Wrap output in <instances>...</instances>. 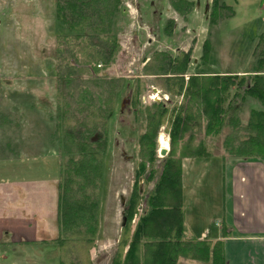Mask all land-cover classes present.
Wrapping results in <instances>:
<instances>
[{
  "label": "trees",
  "instance_id": "16d2710c",
  "mask_svg": "<svg viewBox=\"0 0 264 264\" xmlns=\"http://www.w3.org/2000/svg\"><path fill=\"white\" fill-rule=\"evenodd\" d=\"M227 1L211 0L209 22L216 16L226 19L233 15V6ZM169 3L181 16L194 5L193 0ZM120 9L121 0H55L54 4L58 24L53 131L59 153L57 236L41 242L53 246L49 255L56 257L58 264H92L89 251L97 231L107 123L124 86L121 78L100 74V68L110 66L119 52L115 21ZM171 27L170 19L167 34H171ZM209 51L206 39L192 73H188L191 49L176 55L152 52L143 72L170 96L166 102L143 105L139 96L145 90L146 78L139 77L133 85L129 104L139 129H143L138 135L140 161L109 264H178L179 258L225 264L222 240L198 238L186 231L181 162L209 155L204 146L207 137L219 138L232 158L264 155V75H209L203 68L209 63ZM253 57V68L260 69L257 63L264 58V32ZM174 96H181V101L173 103ZM246 96L262 107L250 110L243 122L238 109ZM160 127L169 136V152L155 168ZM149 183L152 187L146 190ZM139 204L140 212L132 225ZM221 234L227 236L226 227Z\"/></svg>",
  "mask_w": 264,
  "mask_h": 264
},
{
  "label": "rangeland",
  "instance_id": "374dc122",
  "mask_svg": "<svg viewBox=\"0 0 264 264\" xmlns=\"http://www.w3.org/2000/svg\"><path fill=\"white\" fill-rule=\"evenodd\" d=\"M169 1L121 0V9L115 21L120 49L110 66L100 68V74L121 78L124 86L107 123V144L102 155L98 192L97 231L89 251L92 264L110 263L120 236L124 203L133 189L140 161L138 135L143 129H139L129 104L133 85L139 77L146 78L145 90L139 96L143 105L166 102L170 97L153 83L152 76L144 75L143 68L152 52L168 51L176 55L179 51L191 49L188 73H192L202 53L203 42L208 39L209 63L203 67L204 71L227 70L235 64L233 56L239 53L237 50L249 48L264 32V24H258V21L239 29L234 28L236 24H224L225 21L212 24L208 20L209 23H205L203 14L211 0H193L194 4L195 1L199 4L198 22L186 24L192 18V15H187L193 8L187 15L181 16L174 12ZM227 2L234 8L235 1ZM248 2H252L257 9L260 5L259 0ZM54 4L55 0H0V102L2 107L8 108L15 100H20L24 106L28 100L43 102L44 106L40 105L43 108L36 109L34 114L43 119L48 117L51 136L56 104L54 56L57 46L55 33L58 30ZM260 13L263 15L264 10ZM170 19L171 34H167L165 28ZM156 93L160 99L151 97ZM180 101L181 96L173 97V103ZM255 103L258 104L257 101ZM8 112L7 117L10 118L13 112L10 109ZM24 115L27 116L26 110ZM160 132L168 139L169 152V136L164 127H160L156 135L155 168L160 166L163 158L159 155ZM51 141L59 156L55 138ZM204 146L209 155L186 158L181 162L184 224L186 231L194 237L211 239L221 227L219 222L224 197V183L221 181L226 177L228 162L222 166L220 157L212 156L219 150V138H204ZM176 149H179L178 145ZM233 159L230 157L228 160ZM144 187L150 189L152 183ZM140 207L141 204L133 216L132 225ZM52 248L46 243L29 246L20 243L0 248V264H58L57 258L49 255ZM178 264L207 263L179 258Z\"/></svg>",
  "mask_w": 264,
  "mask_h": 264
},
{
  "label": "crops",
  "instance_id": "0c3cea01",
  "mask_svg": "<svg viewBox=\"0 0 264 264\" xmlns=\"http://www.w3.org/2000/svg\"><path fill=\"white\" fill-rule=\"evenodd\" d=\"M235 2L231 17L216 16L211 23L230 22L236 24L235 29L256 21L264 24V14L260 13L264 10V0H259L258 9L248 0ZM198 11L199 4L195 1L191 14L187 15L192 18L186 24L198 22ZM208 12L209 7L203 14L207 24ZM257 43L258 39L253 41L250 49L237 50L239 53L233 56L235 66L205 72L239 77L264 75V58L257 63L260 69L253 68ZM251 99L254 98L246 96L240 101L238 111L243 122L250 110L262 107L256 99L258 104ZM40 105L44 106V103L28 100L24 106L20 100H15L8 108L2 107L0 102V248L20 243L40 245L43 244L41 241L57 236L59 156L52 147L54 132L51 136L48 117H35V110L43 108ZM9 109L13 112L10 118L7 117ZM218 149L212 156L220 157L222 166L228 162V168L224 181H221L224 183L221 184L224 192L221 227L211 239L223 241L225 264H264V155L228 160L230 156L226 155L221 144ZM224 227L227 236L222 237Z\"/></svg>",
  "mask_w": 264,
  "mask_h": 264
},
{
  "label": "bare ground",
  "instance_id": "6f19581e",
  "mask_svg": "<svg viewBox=\"0 0 264 264\" xmlns=\"http://www.w3.org/2000/svg\"><path fill=\"white\" fill-rule=\"evenodd\" d=\"M155 97H156V95H155ZM158 144L160 147L168 148V139L161 132L158 135Z\"/></svg>",
  "mask_w": 264,
  "mask_h": 264
},
{
  "label": "water",
  "instance_id": "95a60500",
  "mask_svg": "<svg viewBox=\"0 0 264 264\" xmlns=\"http://www.w3.org/2000/svg\"><path fill=\"white\" fill-rule=\"evenodd\" d=\"M168 152V148H165V147H159V155L161 157H164Z\"/></svg>",
  "mask_w": 264,
  "mask_h": 264
},
{
  "label": "built area",
  "instance_id": "2783aa9c",
  "mask_svg": "<svg viewBox=\"0 0 264 264\" xmlns=\"http://www.w3.org/2000/svg\"><path fill=\"white\" fill-rule=\"evenodd\" d=\"M151 97H155V95H152ZM156 97H157L158 99H160V98L158 97L157 93H156ZM165 98H166V97H165Z\"/></svg>",
  "mask_w": 264,
  "mask_h": 264
}]
</instances>
